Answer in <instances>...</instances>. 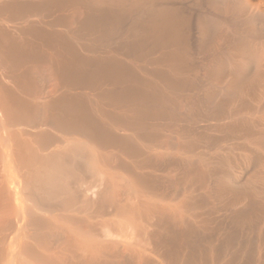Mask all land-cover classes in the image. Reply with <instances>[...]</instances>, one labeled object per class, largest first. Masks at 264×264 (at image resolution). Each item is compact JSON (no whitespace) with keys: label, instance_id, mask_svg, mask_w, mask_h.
Wrapping results in <instances>:
<instances>
[{"label":"bare ground","instance_id":"obj_1","mask_svg":"<svg viewBox=\"0 0 264 264\" xmlns=\"http://www.w3.org/2000/svg\"><path fill=\"white\" fill-rule=\"evenodd\" d=\"M0 264H264V0H0Z\"/></svg>","mask_w":264,"mask_h":264}]
</instances>
